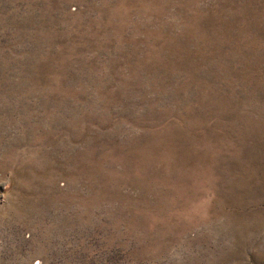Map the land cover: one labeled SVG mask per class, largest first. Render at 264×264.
<instances>
[{
	"label": "rangeland",
	"instance_id": "374dc122",
	"mask_svg": "<svg viewBox=\"0 0 264 264\" xmlns=\"http://www.w3.org/2000/svg\"><path fill=\"white\" fill-rule=\"evenodd\" d=\"M0 264H264V0H0Z\"/></svg>",
	"mask_w": 264,
	"mask_h": 264
}]
</instances>
